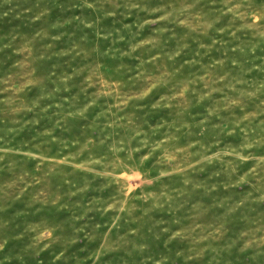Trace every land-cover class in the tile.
Wrapping results in <instances>:
<instances>
[{
  "label": "rangeland",
  "instance_id": "374dc122",
  "mask_svg": "<svg viewBox=\"0 0 264 264\" xmlns=\"http://www.w3.org/2000/svg\"><path fill=\"white\" fill-rule=\"evenodd\" d=\"M0 264H264V0H0Z\"/></svg>",
  "mask_w": 264,
  "mask_h": 264
}]
</instances>
